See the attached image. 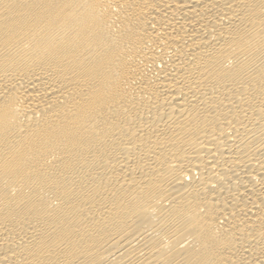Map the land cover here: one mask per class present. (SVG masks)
I'll return each mask as SVG.
<instances>
[{"label": "bare ground", "instance_id": "1", "mask_svg": "<svg viewBox=\"0 0 264 264\" xmlns=\"http://www.w3.org/2000/svg\"><path fill=\"white\" fill-rule=\"evenodd\" d=\"M0 264H264V0H0Z\"/></svg>", "mask_w": 264, "mask_h": 264}]
</instances>
